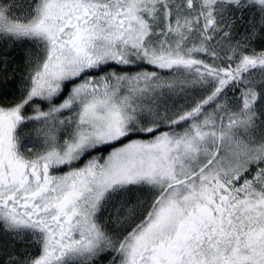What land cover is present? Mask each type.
Listing matches in <instances>:
<instances>
[{"label":"snow or ice","instance_id":"obj_1","mask_svg":"<svg viewBox=\"0 0 264 264\" xmlns=\"http://www.w3.org/2000/svg\"><path fill=\"white\" fill-rule=\"evenodd\" d=\"M0 264H264V0H0Z\"/></svg>","mask_w":264,"mask_h":264}]
</instances>
